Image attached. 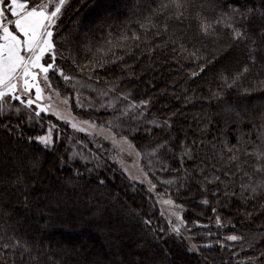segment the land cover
Masks as SVG:
<instances>
[{
    "label": "snow or ice",
    "instance_id": "1",
    "mask_svg": "<svg viewBox=\"0 0 264 264\" xmlns=\"http://www.w3.org/2000/svg\"><path fill=\"white\" fill-rule=\"evenodd\" d=\"M151 3H155V0H151ZM66 4L67 0H0V129L8 133L6 139L0 137V264H175L172 249L161 245H167L173 236L181 237L183 242L181 228L187 225V221L182 215L171 213L175 216V222L169 219L167 228L154 225L153 208L158 204L175 205L171 196L167 199L160 198L158 184L173 183L172 180H161L160 174L183 171L190 181L197 174L203 176L204 183L197 184L202 197L201 203L205 207L210 204L208 184L217 185L211 190V198H218L219 185L224 184L229 176L241 172L247 182H241L238 192L229 193L225 190L223 195L239 196L245 203L257 198L264 199V110L250 112L240 103L243 99L251 98L250 93L254 87H264V79L259 78L264 77V0H223V3L220 0H210L213 12L216 8L222 9L219 15L211 17L200 9L193 11L191 0H168V3H159L155 7L151 4L147 6L145 10L148 15L137 21L140 29L145 30L144 36L148 35L143 22L147 20L151 28L155 29L153 35L161 39L168 32L171 20L183 21L192 17L197 21L191 36L188 35L189 30H186L170 36L164 45L167 47L170 43L174 52H177L178 45L175 59L179 60L183 56L196 63L197 70L190 72V81L195 84L202 80L207 85L206 92L200 89L202 98H198L195 89L191 96L187 95V89L182 93L184 107H195L198 102L201 104V111L193 117L195 133L191 143L188 132L192 125L187 129L177 128L178 121L173 119L183 113V108L170 113L168 118L153 116L149 119L147 113L151 111L152 98L137 100L133 92L121 91L119 85L124 82L123 79L116 80L107 88L94 89L104 101L99 104V109L111 110L112 119L107 125L114 134L104 135L103 139L111 140L113 151L119 146L121 153L127 151L129 156H134L132 166L138 169L139 174L134 175L118 156H110L109 159L120 163L118 171L128 182L127 186L134 195L140 194V189L147 193L151 200L147 209L143 201L140 205L132 206L121 202L119 195H113L111 191L95 192L89 184L95 183L97 188L103 189L106 187V180H86L78 168L73 171L70 166L79 157L87 168V163L95 158L97 162L94 168H87L91 173L103 166V156H97V153L85 155L81 150L73 151V147L82 142L74 140L61 127V123L77 131L82 132L84 129H77L75 123L64 118L62 110H67L71 101L70 96L63 94L74 90L68 86L77 77L86 76L92 81L95 76L96 83H107L101 80L97 69L106 73L110 70L109 64L122 63L123 57L117 56L111 49L108 50L113 57L111 60L106 55L95 63L88 61L81 64L76 57H65L61 49L68 41L62 36L61 21ZM153 18L163 20L162 26L153 24ZM97 30L103 32V24ZM225 37L226 42H222ZM96 39L98 38L93 37L90 40L88 33L85 34L83 47L87 53H92L93 40ZM129 40L137 48L146 42L135 32L121 34L117 42H122L121 46L127 47ZM201 40L212 41L211 55L207 54L209 49L206 45L197 46ZM105 43L112 44L113 41L106 40ZM79 47L78 44V49ZM156 47L160 45H154L149 51L154 53ZM97 51H103V48ZM128 51L131 52V49ZM185 53L188 55L185 56ZM75 90L78 94L74 107L82 109L85 105L81 101L79 90ZM234 95L237 96L235 100ZM61 98L62 103H54ZM87 103L91 109L92 102ZM12 116L17 118L18 123L15 126L5 124ZM52 117L61 123L54 122ZM245 120L253 128L259 129V136L253 138L242 131L241 125ZM25 124H30L33 128L38 124L40 134L25 136ZM211 132L216 135L207 143H211L213 149L220 146L221 152L235 167V173L227 169L222 175L216 174L217 170L210 165V176L208 169L202 167L205 161L200 159V152L206 147L204 138ZM234 133L233 143L229 137ZM66 140L74 143L66 148L65 153L56 156L59 152L57 145L64 144ZM132 141L136 143L133 144ZM32 145L36 147L33 149ZM99 147L97 145V151ZM38 153L53 156L50 168L44 167L45 161L39 158ZM211 158H216L215 151ZM241 160L254 161L251 172L244 171ZM57 163L60 167H57ZM188 164L193 165L192 173L187 171ZM53 170L60 173L54 180L51 175ZM46 180L49 183H45ZM229 186L225 184V189ZM180 187L187 185L182 184ZM69 191L74 196L87 197L89 204L97 200L96 208L101 215L103 212L100 211L98 197H103L105 204L110 200L120 203L118 213L125 219L134 221L143 233L135 242L138 249L134 254L135 260L113 259L109 262L107 256L89 259L86 252L77 250L68 242L64 246L53 243L47 235V226L39 227L37 222L51 220V214L58 212L67 203L65 193ZM125 195L128 193L125 192ZM53 204L56 205L55 208L52 207ZM111 206L115 207L114 204ZM176 207L182 208L183 205ZM261 210L264 212V206H261ZM218 211V207L211 208L213 214ZM160 215L164 216L165 213L162 211ZM246 215L251 216V213ZM215 220L217 227H223L221 216L215 215ZM195 223L197 227H209L200 220ZM230 225L235 227L231 222ZM212 235L213 233L208 232L209 237ZM149 239L154 242L151 247ZM243 239L242 234H226L222 239L218 238L216 244L222 249L230 248L228 242ZM213 246L212 243H191L184 250L196 256L201 248L211 249ZM252 248L253 244L249 243L248 250ZM243 252V249L239 252L232 251L236 264H264V252L251 256L245 254L241 261L239 257ZM228 264H232V261L229 260Z\"/></svg>",
    "mask_w": 264,
    "mask_h": 264
},
{
    "label": "trees",
    "instance_id": "2",
    "mask_svg": "<svg viewBox=\"0 0 264 264\" xmlns=\"http://www.w3.org/2000/svg\"><path fill=\"white\" fill-rule=\"evenodd\" d=\"M102 1L103 10L100 11V14L98 13L100 16L98 14L96 15L98 16V20L90 23L86 31L83 26H80V22L84 20L85 15L75 14H77L80 6L84 7V9L85 7L88 8V6H91L96 0H88L87 3H85L86 0H67L62 16L61 28L63 29L62 36L65 37L68 42L64 43L61 51L66 57H69V55L76 57L81 64H85L88 61L95 63L104 59L106 55L107 59L111 60L113 57L108 52L109 49L115 52L117 56L123 57L122 63L117 62L116 65L109 64L108 67L110 70L106 73L101 69H97L101 80L107 81V83L97 84L107 86L108 84L115 83L118 79H123L124 82L119 85L121 91L133 92L137 100L152 98L151 111L147 113L149 119L153 116L161 119L168 118V114L177 112L179 109L183 108V113L178 114L173 117V119L178 121L176 124L177 128L183 127L187 129L189 125H192L191 130L188 132L189 143H191L193 134L195 133V121L193 117L201 111V104L198 102L195 107H184V96L182 93L187 89V95L191 96L193 94V89H195L198 98H202L203 94L200 89H204L206 92L207 85H205L202 80L197 81L195 84L190 81L189 74L197 70L196 63L191 59H185L183 56H181L179 60H176L175 57L178 52V45L176 46L177 52L173 51V47L170 43L167 47L164 45L169 37L174 34L178 35L181 32L189 30L188 35L191 36L197 21L192 17H187L183 21L171 20L169 22L168 32L164 34L161 39L153 35L155 29L151 28L147 20H144L143 22L148 32V35L144 36L145 30L140 29L137 21L148 15L145 10L146 7L150 4L152 7H155L156 4L159 3H168V0H155V3H151V0H100V2ZM220 2L223 3V0H220ZM113 4L126 7L114 13L105 11ZM191 4L193 11L200 9L209 17L214 14L219 15L222 11V9L216 8L213 12L210 0H191ZM201 5H204V7L202 8ZM71 14L76 18L74 26L68 23ZM152 23L162 26L163 20L157 21L153 18ZM102 24L104 30L100 32L97 29ZM109 26H111V28H109ZM133 32L140 34L142 39L146 42L141 43L138 48L134 46V42L131 40L127 41V47H122V42H117L121 34L126 35ZM86 33H88L90 40L93 37L98 38L93 40L94 48L91 54L87 53L86 49L83 47ZM106 40H112L113 43L106 44ZM148 41L152 43H148ZM222 42H226V37ZM78 44L80 45L79 49ZM154 45H160V47H156L153 53L150 52L149 49L154 47ZM205 45L209 49L207 54L211 55V40H201L197 46L204 47ZM99 48H103V51H97ZM129 48L131 52L128 51ZM191 51L192 49L189 46V52ZM184 55L187 56L188 53ZM61 63H64V61H61ZM132 67H139L140 71L134 75V71L131 69ZM255 75L258 76V73ZM152 77L155 78L159 84L156 89L152 83ZM85 78L87 77L85 76ZM259 78L264 79V77ZM96 79L97 78L93 76L92 82H95ZM251 79L252 78H249V80ZM244 83L246 84L247 81ZM253 83L255 82L253 81ZM126 86L128 87L126 88ZM212 87L215 88V85ZM250 96V99L246 98L241 100V105L248 108L250 112L264 110V87H254ZM235 99H237L236 95L233 96V100ZM75 114L100 126H106V120L112 118L111 111L103 112L95 109H84L75 112ZM51 119L56 123H61L54 118ZM8 123L15 126L18 120L15 116H12L10 120L5 121V124ZM257 123L259 122L257 121ZM220 126H223L222 123ZM61 127H64L66 132L72 136L74 140L82 142L81 144L75 145L73 151L81 150L85 155L97 153V156H103V160L101 161L103 166L91 173L87 171V168H94L97 162L95 158L87 163V168L85 167V162L80 160L79 157L70 165L73 171L78 168L86 180H106L105 188L99 189L95 183H90L89 187L91 189L97 193L111 191L113 195H119L121 202H126L132 206L140 205L143 201L145 209L148 208L149 204H151V200H149L147 193L144 192L143 189H140V194L134 195L132 190L128 188V182L121 176L115 163L109 159L108 145L99 140L87 137L82 133L73 132L70 127L62 123ZM241 129L244 133L253 138L259 136V129L253 128L248 120L244 121L243 125H241ZM23 132L25 136L36 135L40 134L41 128L38 124L35 128L30 124H25ZM7 135L8 133L5 130L0 129V137L6 139ZM214 135H216V133L211 132L204 138L206 147L200 152V159L205 161L202 167L208 169L210 176L212 175V168L209 167L210 165L214 166L217 170L216 174L222 175L223 171L227 169H231V171L235 173V167L229 162L227 156L221 152L220 146L217 145V147L213 149L211 143H207L212 140ZM229 139L234 143L235 133L230 136ZM14 140L15 138L13 137V143ZM73 143L74 141L66 140L64 144H58L57 147L59 148V152L56 153V156L65 153L66 148ZM132 143L135 144L136 142L132 141ZM85 145L86 147H84ZM97 145H100L98 151ZM35 147V145H32L33 149ZM213 151H215L216 154L215 159L211 158ZM38 155L42 161H45L44 167L46 169L50 168L53 163V156L43 153H38ZM240 164L244 171L251 172L254 161L245 162L241 160ZM57 167H60L58 163ZM187 171L192 173L193 165L188 164ZM66 173L67 169H65V174ZM51 175L54 180L60 173L53 170ZM160 176L161 180L173 181L171 185L158 184V191L161 194L167 193L168 196H171L176 205H183L180 209L182 216L187 221L185 227L191 242L198 245L205 243H212L214 245L211 249L201 248L198 255L192 256L184 250L185 246L188 245L185 236H183V242L181 237L173 236L172 239L168 240L167 245L161 246L172 249L175 264H205V260H207V264H228L229 260L232 261V264H236L235 258L232 257L233 250L237 252L241 249L245 250L239 257L241 261L244 260L245 254L251 256L264 252V212L261 210V206H264V199L257 198L245 203L239 196L232 197L229 195L225 197L223 195L225 190L229 193L232 191L238 192L241 182H247V178L243 176L242 172L234 176H229L224 184L219 185L220 196L218 198H211V190L215 189L217 185L208 184L210 204L207 207L201 203L202 197L197 184V182L204 183L203 176L197 174L195 179L191 181L184 176L183 171L172 172L166 175L160 174ZM45 183H49V181L46 180ZM182 184L187 185V187H180ZM225 184H229L230 186L225 189ZM125 192L128 193L127 196ZM65 196L67 198V203L63 204L58 212L51 214V220L37 222L39 227L47 226V235L54 244L60 243L64 246L65 242H68L77 250L86 252L89 259L107 256L109 262L113 259L127 261L135 260L136 257L134 254L138 251L135 247V242L143 236V233L140 232L134 221L125 219L118 213V209H120L121 206L120 203L110 200L105 204L103 202V197H98L100 211L103 212L101 215L96 208L97 200H93L89 204L87 197L80 198L74 196L70 191L65 193ZM112 204H114L115 207H112ZM52 207L55 208L56 205L53 204ZM212 207H218L220 211L213 214L211 212ZM152 211L155 213L153 216L154 225L167 228L168 225L160 215L158 206L153 208ZM246 213H251V216L246 215ZM215 215L222 217L223 227L216 226ZM197 220L202 221L205 225H209V227H197L195 223ZM230 222L235 225L234 228L231 227ZM208 232L213 233V235L209 237ZM233 233L242 234L244 239L237 242H228L230 248L222 249L216 244L218 238L222 239L224 235ZM152 243L154 242L149 239V247H151ZM249 243L253 244L251 250H248Z\"/></svg>",
    "mask_w": 264,
    "mask_h": 264
},
{
    "label": "rangeland",
    "instance_id": "3",
    "mask_svg": "<svg viewBox=\"0 0 264 264\" xmlns=\"http://www.w3.org/2000/svg\"><path fill=\"white\" fill-rule=\"evenodd\" d=\"M87 1L88 0H86L85 3H87ZM102 5H103V1L100 2V0H96V2H94L91 6H88V8L85 7V9H84V7L80 6L77 14H75V15H78V14L85 15L84 20L82 22H80V26H83L84 30L87 31L88 30V26H90V23H92L95 20H98V18H97L98 16H96V15L98 13L100 14V11L103 10V8H102L103 6ZM125 7L126 6H122L121 7L119 4H113V5H110L109 9H106L105 11H108L109 13H114L117 10L120 11L122 9H125ZM82 10H84V11H82ZM75 11H77V10H75ZM73 16L74 15L71 14V17L69 18L68 23H71V25L74 26V22H75L76 18H74ZM64 56H65V54H64ZM131 69L134 71V75L137 74L138 71H140L139 67H132ZM151 79L153 80L152 83H153V85L155 86V89H156L159 84H158L157 80H155V78L152 77ZM76 80H79L80 82L77 83ZM76 80H74L72 82V84H70L68 86L69 88H74V90L71 93L65 92L63 94L64 96H70L71 104H70V107L67 110H62V114H63V116H64V118L66 120H69L72 123H75L76 126H77V129L83 128L84 131L81 132V131L74 130L72 128H70V129L73 132L82 133V134H84L87 137H91V138H93L95 140H99V141L105 143L106 145H108V147H109V157L110 156H118L119 159L123 161L124 165L130 168V170L132 171V173L134 175H138L139 174L138 169L132 166L133 160L135 159V157L134 156H129L127 151L121 153L119 151V146H117L116 150L113 151V145L111 143V140L110 139L109 140H104L103 139L104 135L111 136V135L114 134L112 129L108 125L100 126L98 124H95V123L91 122L90 120H88V119H86L84 117H81V116L75 114V112H78V111H81V110H84V109H89L88 103H87L88 101L92 102L91 109H95V110L99 109V104L103 103L104 101L99 97L98 92L94 91V89L107 88L111 84H108L107 86L106 85H99V84H97L95 82L89 81L85 77H83V78L77 77ZM127 87L128 86H126V88ZM75 89L79 90L81 101L85 105V107L82 108V109H78V108L74 107L75 100H76V97H77V94H78ZM54 103H62V98L55 100ZM99 110H101L103 112L111 111L110 109H99ZM169 115L170 114H168V117H169ZM52 118L55 119V117H52ZM111 119H107L106 120V124ZM84 121H89V123L85 124ZM117 139H119V138L117 137ZM125 147H126V145H125ZM114 163L118 167V169L121 167L120 163H117V162H114ZM168 197H169L168 195L161 194L160 198L167 199ZM157 206H158V209L160 210V213L162 211L165 213V215L162 216V217L164 218V220H165L167 225H168V220L169 219H171L173 222H175V216L171 215V213H178L179 215H182L180 207H176V204L175 205L158 204ZM259 230H262V229H259ZM181 231L183 233V236H185L188 245H190L192 242L188 238V231H187L186 227L182 226Z\"/></svg>",
    "mask_w": 264,
    "mask_h": 264
}]
</instances>
